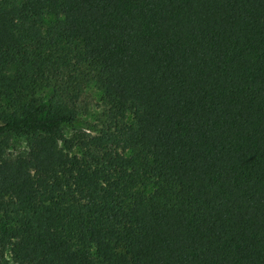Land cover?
<instances>
[{"label": "trees", "instance_id": "trees-1", "mask_svg": "<svg viewBox=\"0 0 264 264\" xmlns=\"http://www.w3.org/2000/svg\"><path fill=\"white\" fill-rule=\"evenodd\" d=\"M8 259L264 264V0H0Z\"/></svg>", "mask_w": 264, "mask_h": 264}, {"label": "rangeland", "instance_id": "rangeland-1", "mask_svg": "<svg viewBox=\"0 0 264 264\" xmlns=\"http://www.w3.org/2000/svg\"><path fill=\"white\" fill-rule=\"evenodd\" d=\"M86 100H85V110L84 113H80L75 123L71 126L64 128V136L66 139H72L73 136L78 133L93 134V129L96 124H99V118L101 114V105H100V93L94 88L89 87L86 90ZM83 105V104H82ZM84 108V105H83ZM13 148L10 152H17L18 150L24 148V143L22 140L18 139L14 142ZM76 151V150H75ZM9 264H11L10 259Z\"/></svg>", "mask_w": 264, "mask_h": 264}]
</instances>
